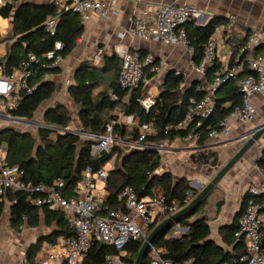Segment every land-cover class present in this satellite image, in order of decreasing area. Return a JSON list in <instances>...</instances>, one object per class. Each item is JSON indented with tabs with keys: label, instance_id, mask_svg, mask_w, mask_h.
Segmentation results:
<instances>
[{
	"label": "trees",
	"instance_id": "16d2710c",
	"mask_svg": "<svg viewBox=\"0 0 264 264\" xmlns=\"http://www.w3.org/2000/svg\"><path fill=\"white\" fill-rule=\"evenodd\" d=\"M20 2L21 0H11L0 7V17H12L13 35L16 36V40L6 46V60L9 57L8 65H16L27 51L34 52L42 59V54L54 49V44L57 41L62 45L57 53L63 59L70 55L84 28L79 14L70 11L61 12L54 33L50 34L42 24L47 18L56 14V7L49 3L36 4L34 2L17 7ZM224 22V19L213 16L203 23L190 20L182 26L187 35L188 47L191 50V61L195 65L201 63L204 47L209 37L216 27ZM247 38L238 40L230 35L227 39L231 51L229 63H234L236 59L238 63L243 64L239 77L254 74V71L248 68V59L263 55L260 53L261 46L240 52ZM6 39L0 35V42ZM139 55L140 58L145 57L142 51ZM101 58L100 66H95L87 60L81 61L74 74L73 83L68 88L69 96L79 107L78 120L85 132L103 133L106 123L114 119L113 112L119 109L123 115H133L138 120V124L130 129L122 124L114 125V134L120 140L137 141L139 127L142 124H151L156 132L141 141L142 144L150 146L170 144L186 134V130L171 128L165 132L164 128L174 126L183 119L189 97L194 96L200 99L204 96L205 91L197 89L198 82L192 83L181 95L179 91L184 82L183 76L175 71H169L161 85L159 97L155 100L154 105L146 110L139 103V100L144 96V82L132 89L121 87L118 83L121 69L120 58L115 52L104 53ZM157 64L158 60H155L144 67L143 78L145 80H150L155 75L153 67ZM218 65L214 64L207 69V82H210L215 72L219 70ZM51 71L53 69L39 68L38 74L32 81L34 90L30 94L22 95L20 103L12 115L31 119L37 109L52 97L53 84L43 79V75ZM96 89L98 90L95 91ZM112 95H115L116 98H113ZM214 97V110L200 126L203 133L196 144L199 149L191 152L189 156L192 162L210 164L211 166L217 165L218 153L208 148H200L205 146L208 131L219 130V122L229 116L233 108L240 103L237 79L218 87ZM70 122L71 115L63 105L48 107L44 111L43 123L48 126L64 129L70 125ZM195 122L196 120L191 123L190 127L194 126ZM52 133L53 130L47 127L39 128L36 136L29 131L16 130L10 126L0 127V151L5 164L18 166L23 171L25 180L33 183L51 184L57 179H62L66 187L71 189L79 180L81 171L87 166L90 165L94 171H97L115 156V159L118 158L119 161L115 160V165L107 171L104 184L107 196L102 204L101 213L123 208V201L119 199V194L126 187H132L138 197L151 196L153 189L158 187L166 202L177 204L176 211L185 207L198 194L188 180L184 178L174 180L170 173L159 174L156 172L161 165V154L158 150L137 149L128 154L123 153L119 145L113 144L108 152L93 158L90 155V148L94 140L87 138L81 140L77 134L69 132ZM257 164L264 172L263 157L257 160ZM258 197L254 198L255 203ZM3 198L0 201V216L4 213L5 199H7L9 222L13 228L18 229L23 224L29 227H38L41 216L45 219L47 226L54 225L53 234L40 238L39 242L43 239L53 241L59 235L70 236L73 234L62 213L49 210L46 207L34 206L28 201L27 193L7 190ZM205 202L206 199L194 211L177 221L176 225L184 229L180 235L172 234L174 223L165 227L157 235L152 245L162 249L161 256L163 258L173 264H226L232 258L244 253L242 243L234 242V232L237 230L239 214L229 229L228 236L230 238H227L228 242L233 244V251H226L209 239L210 229L207 215L193 217L195 214L197 215ZM219 204L220 202L217 203V206ZM171 214L173 213H167L164 217L151 223L145 230V236L157 223ZM144 239H133L126 244L125 255L121 257L125 264H134ZM39 247L40 245L37 243L28 248L26 255L29 261H33ZM115 254L113 246L94 242L88 250L85 264H104L107 255ZM150 260L149 248L144 254L141 264H149Z\"/></svg>",
	"mask_w": 264,
	"mask_h": 264
},
{
	"label": "built area",
	"instance_id": "2783aa9c",
	"mask_svg": "<svg viewBox=\"0 0 264 264\" xmlns=\"http://www.w3.org/2000/svg\"><path fill=\"white\" fill-rule=\"evenodd\" d=\"M10 1L0 0V7ZM132 1L137 7L133 12L132 26L126 30L129 37L163 45L181 43L189 48L187 35L182 26L190 20L201 23L204 17L202 10L193 5L174 3H146L139 6L141 0ZM118 2L119 0H48L49 4L56 7V14L47 18L42 26L47 32L53 34L58 16L63 11L75 12L79 14L81 21L85 22L91 14L100 17L116 14ZM233 21V17L228 18L225 25V38H228L232 32ZM215 32L216 29L204 47L201 63L195 65L192 62L193 69L201 75L205 74L208 68L219 63ZM15 40L16 37H12L8 41L0 42V121L3 122H21L17 119L19 117L12 115V112L18 107L22 95L30 94L34 90L32 81L38 74L39 68L54 69L63 61V57L57 53L62 45L57 41L54 49L42 54V59L34 52L27 51L16 65L9 66L5 46ZM263 41L264 35L260 31H253L240 52L251 50ZM115 53L121 60L119 85L125 89L138 87L141 82L145 81L144 67L153 62L152 56L147 55L140 58L138 52L130 51L123 44L115 46ZM229 62L230 57L228 62L220 64L219 70L215 72L210 82H207L205 86L200 84L197 86L198 90L205 91L204 96L200 99L194 96L189 97L183 119L174 126H166L165 132L171 128L186 130V134L181 139L189 145H196L203 133L200 130L203 120L207 119L214 110V94L217 88L235 79H237L241 98L240 103L233 108L229 116L219 122V130L208 131L207 140L226 144L231 138L230 120H235L242 125L254 120L256 111L251 98L264 96V54L248 59V68L254 71V74L243 77H239L243 64L238 63L236 59L232 64ZM47 78L48 74L45 73L43 79ZM112 97L116 98L115 95ZM139 103L149 110L154 105L155 99L143 96ZM113 116L114 119L106 123L101 134L76 131L84 138L94 140L90 148L91 157L96 158L101 153L108 152L113 144L119 145L123 153L145 148L159 152L165 149L164 144L150 146L141 143L148 135L156 133L151 124L140 125L137 141L118 139L114 134V125L122 124L130 129L135 125V118L133 115H123L119 109L115 110ZM195 120V125L190 127ZM35 124L38 125V123ZM39 124L40 127H47L59 133L67 132L64 129H54L44 123ZM251 134L252 132L249 131L242 133L239 141L244 143ZM261 157L264 158V153ZM0 168V201L7 190L23 191L27 193L28 201L34 206L46 207L62 213L73 232L70 236L60 235L51 242L43 243L33 261L25 260L24 264H85L88 250L94 242H101L115 249L116 254L107 255L104 264H125L121 257L125 255L126 244L133 239L145 238V230L151 223L167 213H174L177 207L175 202H166L162 192L138 197L132 187H126L119 194V199L123 201V208L101 213L106 196L104 192L98 191V186L105 183L107 178V170L104 167L94 171L92 166H87L81 171L79 180L71 189L66 187L62 179H57L51 184L25 180L23 171L16 165H6L3 158L0 160ZM247 193L246 202L237 219V230L234 232V242L242 243L244 253L232 258L226 264H264L262 219L257 204L254 202L256 196L264 194V181L251 183ZM183 231V228L175 225L172 234L178 236ZM149 248L151 256L149 264H173L161 256L160 247L151 245Z\"/></svg>",
	"mask_w": 264,
	"mask_h": 264
},
{
	"label": "crops",
	"instance_id": "0c3cea01",
	"mask_svg": "<svg viewBox=\"0 0 264 264\" xmlns=\"http://www.w3.org/2000/svg\"><path fill=\"white\" fill-rule=\"evenodd\" d=\"M28 1L36 4H48V1L45 0H41V3L40 0ZM146 3L193 5L204 12L201 23L206 22L213 16L224 19L225 22L217 26L215 32L219 53L218 66L228 62L230 57L231 51L227 43L229 37L225 38V25L229 17L234 19L230 35L238 40L247 38V35L253 31H260L264 35V0H141L139 6ZM136 7L132 0H119L116 14L106 17L91 14L89 19L83 22V32L71 54L64 58L62 63L53 71L47 73L48 78L46 80L50 81L54 87L53 95L49 99L54 105L50 107L67 106V102L72 101L68 88L73 83L74 74L81 61L91 58L98 61L104 53L111 54L115 52V46L118 44H123L130 51L139 54L142 51L145 56H152L153 61L158 60L157 68L155 69L156 66L153 67L155 75L150 80L144 81V96L156 100L159 97L165 76L171 70L183 76L184 82L181 84L180 92L184 88H189L195 82L202 86L207 84L206 73L201 75L193 69L191 50L181 43L163 45L131 38L126 34V30L132 26V16ZM6 19L0 17V23ZM256 47H260V53L264 54V41ZM94 65L97 66L96 63ZM157 80L161 82L157 84L155 82ZM251 101L256 111L252 122L242 125L235 120H230L232 125L231 138L226 144L206 140L205 146L200 148H208L218 153L219 161L216 166L192 162L189 159L190 153L194 150L197 151L199 148L178 138L169 144V151L165 155L161 154V165L156 172L159 174L170 173L174 180H178L179 177L180 179L199 180L201 181L200 185H197L198 187L194 185V187L195 189L203 188L215 174L217 168L226 162L240 146V135L253 130L264 121V96H254ZM134 118L136 124L138 120L135 116ZM53 132L59 133L54 130ZM263 153L264 133L220 181L197 213V216L207 215L210 229L209 239L226 251H233V244L227 240V238H230L228 236L229 229L235 223L237 215L247 199L248 186L251 183L264 181V172L257 164V160L261 158ZM1 158L3 157L1 156ZM162 166L164 168L160 171L159 169ZM104 184L98 186V191L104 192L107 196ZM157 190L162 192L160 188L155 187L153 194ZM218 202H220L219 206H217ZM8 204L9 202L5 199L4 213L0 216V264H24V261L28 260L26 255L28 248L37 243L41 247L43 243L51 242V240L43 239L40 242L39 240L42 237L52 235L55 227L54 225L47 226L45 219L41 216L38 227H29L23 224L15 229L9 222ZM256 204L262 219L264 244V194L259 195Z\"/></svg>",
	"mask_w": 264,
	"mask_h": 264
},
{
	"label": "water",
	"instance_id": "95a60500",
	"mask_svg": "<svg viewBox=\"0 0 264 264\" xmlns=\"http://www.w3.org/2000/svg\"><path fill=\"white\" fill-rule=\"evenodd\" d=\"M29 2L32 1H28V0L22 1L17 4V7H20L23 4H27ZM186 89H184L181 92L179 91V93L182 95L186 91ZM17 119L21 122L32 121L31 119H24V118H17ZM50 127L57 129V127L54 126H50ZM64 130H66L69 133H74V134L77 133L76 132L77 130H69L67 128H64ZM79 131L85 133L83 130H79ZM249 132H252L251 136L244 143L241 142L240 146L229 157V159L217 168L215 174L210 178L208 183L198 192V194L185 207L179 209L178 211L166 217L165 219H163L154 226V228L150 231V233L145 237L143 244L138 251L134 264L142 263L144 254L146 253L147 249H149V247L153 244L154 239L165 227L173 223L176 225L177 221L181 217H184L185 215H188L190 212L194 211L210 195V193L218 186L220 181L235 166V164L241 160L243 155L256 143L259 137L264 133V121L260 125L255 127L253 130H250ZM218 161H219V156H218Z\"/></svg>",
	"mask_w": 264,
	"mask_h": 264
},
{
	"label": "rangeland",
	"instance_id": "374dc122",
	"mask_svg": "<svg viewBox=\"0 0 264 264\" xmlns=\"http://www.w3.org/2000/svg\"><path fill=\"white\" fill-rule=\"evenodd\" d=\"M45 1H48V0H45ZM40 3H41V0H40ZM2 20V19H1ZM0 34L1 36H3L4 38H7L6 41H8L10 38L12 37H16L14 36V32H13V29H12V17H9L7 18L6 20H3L1 21L0 23ZM12 43L9 42L8 45H11ZM6 45V46H8ZM6 46H5V50L7 51L6 49ZM87 61H90L91 63H96L97 66H100L102 64V58H100L98 61H95L93 58L91 59H88ZM157 84L160 83L161 81L160 80H157L155 81ZM52 104V105H51ZM67 106H65L68 110V112L70 113L71 115V122H70V125L67 127L68 129H71V130H83L81 128V125L79 123V120H78V113H79V107L74 103V102H70L68 101L67 102ZM53 102L51 101H46L44 102L38 109L37 111L35 112L34 116L31 118L32 122L28 123V124H25V123H21V122H10V121H0V127H5V126H10L12 127L13 129H16V130H20V131H29L30 133H32L33 135L36 136L39 128L40 127V124L39 123H43V114H44V111L46 110V108L50 107V106H53ZM55 107V106H54ZM35 123H38L35 124ZM84 131V130H83ZM56 132H53L52 134H55ZM81 140L85 139L81 133L77 132L76 133ZM166 147L164 150L160 151V154L162 155H165L169 150H168V146H169V143H165L164 144ZM0 150H1V147H0ZM2 156V152L0 151V160L2 159L1 158ZM115 160L116 162L119 161V159H115V156H113V158H111V160H109L107 162V164L105 165V169L108 170L110 169L111 167H113L115 165ZM162 168H164V166H162L159 170L161 171ZM180 179V177L178 178V180ZM186 180H188L189 184L195 189L194 185L196 187H198L197 185H200L201 181L199 180H189L187 178H184ZM202 188L200 189H195L197 191V193L201 190ZM159 190L156 191V193H158ZM197 215L195 214L193 217H196ZM51 230V229H50Z\"/></svg>",
	"mask_w": 264,
	"mask_h": 264
}]
</instances>
